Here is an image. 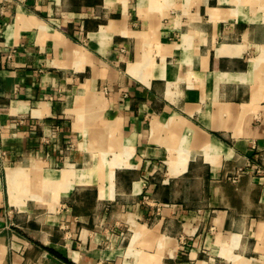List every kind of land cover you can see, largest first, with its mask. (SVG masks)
I'll return each mask as SVG.
<instances>
[{
  "label": "crops",
  "instance_id": "crops-1",
  "mask_svg": "<svg viewBox=\"0 0 264 264\" xmlns=\"http://www.w3.org/2000/svg\"><path fill=\"white\" fill-rule=\"evenodd\" d=\"M0 137V264H264V0H0Z\"/></svg>",
  "mask_w": 264,
  "mask_h": 264
},
{
  "label": "built area",
  "instance_id": "built-area-1",
  "mask_svg": "<svg viewBox=\"0 0 264 264\" xmlns=\"http://www.w3.org/2000/svg\"><path fill=\"white\" fill-rule=\"evenodd\" d=\"M1 141H2V138L0 137V143H1Z\"/></svg>",
  "mask_w": 264,
  "mask_h": 264
},
{
  "label": "trees",
  "instance_id": "trees-1",
  "mask_svg": "<svg viewBox=\"0 0 264 264\" xmlns=\"http://www.w3.org/2000/svg\"><path fill=\"white\" fill-rule=\"evenodd\" d=\"M89 201V203L91 202V200H88Z\"/></svg>",
  "mask_w": 264,
  "mask_h": 264
}]
</instances>
